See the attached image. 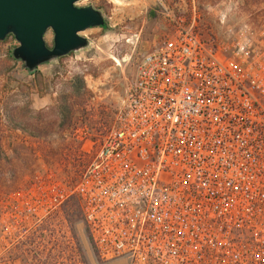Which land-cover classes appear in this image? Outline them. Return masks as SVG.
Masks as SVG:
<instances>
[{
	"label": "built area",
	"instance_id": "1",
	"mask_svg": "<svg viewBox=\"0 0 264 264\" xmlns=\"http://www.w3.org/2000/svg\"><path fill=\"white\" fill-rule=\"evenodd\" d=\"M194 22L137 58L105 134L74 129L73 186L27 193L37 218L75 195L109 264H264V27L220 48Z\"/></svg>",
	"mask_w": 264,
	"mask_h": 264
},
{
	"label": "rangeland",
	"instance_id": "2",
	"mask_svg": "<svg viewBox=\"0 0 264 264\" xmlns=\"http://www.w3.org/2000/svg\"><path fill=\"white\" fill-rule=\"evenodd\" d=\"M76 4L100 9L105 25L82 30L88 40L85 47L40 64L35 74V70L28 73L21 69L18 61L8 56L17 43L13 36L0 39L1 264H109L93 247L75 195L39 216L49 219L58 232L72 235L75 247L70 262L58 257L41 263L42 259L38 262L21 246L10 255L14 231L22 238L23 227L38 221L33 213L38 208L27 195L35 192V180L63 188L73 186L94 149L84 150L87 142L83 145L77 140L74 129L86 127L93 141L105 134L114 112L124 102L125 86L137 58L172 31L177 17L188 23L194 14L195 30L220 48L235 36H251L254 43V33L264 27V0H77ZM51 35L50 29L44 33L47 45ZM77 72L81 86L75 95L67 80ZM60 93L67 94L70 105L62 124L54 108ZM5 114L34 129L35 135L13 128ZM70 205L75 215L69 220L63 211Z\"/></svg>",
	"mask_w": 264,
	"mask_h": 264
},
{
	"label": "water",
	"instance_id": "3",
	"mask_svg": "<svg viewBox=\"0 0 264 264\" xmlns=\"http://www.w3.org/2000/svg\"><path fill=\"white\" fill-rule=\"evenodd\" d=\"M77 0H0V39L11 34L16 44L9 50L20 68L30 73L40 64L87 45L80 32L104 25L100 9ZM52 32L47 45L44 33Z\"/></svg>",
	"mask_w": 264,
	"mask_h": 264
},
{
	"label": "trees",
	"instance_id": "4",
	"mask_svg": "<svg viewBox=\"0 0 264 264\" xmlns=\"http://www.w3.org/2000/svg\"><path fill=\"white\" fill-rule=\"evenodd\" d=\"M8 56L11 58L10 55ZM6 69H8V67H6ZM36 71L37 69H35L33 74H35ZM67 83L71 92H73L75 95L80 93V73H73L70 79L67 80ZM54 108L57 114L60 115V118H62L60 119L59 123H64L70 111V105L67 102V94H58ZM5 117L6 121H8L13 128L27 132L28 135H35L34 129H32L31 127L29 128L25 123L23 124L21 122H18V120L14 119L9 114H5ZM63 212L65 215H67V217L64 218L70 220L72 215H75V208L74 206L70 205L65 208ZM37 219L38 221H32L30 226L23 227V229H26V231L22 238L18 239L16 231H14L9 240L10 255H15V252L21 246L23 247V250L26 254L34 259H38V262H40V260L42 259L41 263H45V261L48 260L51 261L52 258L57 259L58 257L63 258V262H70L72 253L74 252L73 249L75 247L72 245V235H66L62 230L58 232L55 227L51 226L52 223L48 221L49 219ZM52 219L54 220V218Z\"/></svg>",
	"mask_w": 264,
	"mask_h": 264
}]
</instances>
